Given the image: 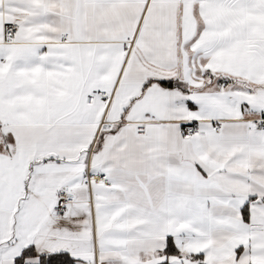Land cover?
<instances>
[{
	"label": "snow or ice",
	"instance_id": "6c2138e0",
	"mask_svg": "<svg viewBox=\"0 0 264 264\" xmlns=\"http://www.w3.org/2000/svg\"><path fill=\"white\" fill-rule=\"evenodd\" d=\"M0 264H264V0H0Z\"/></svg>",
	"mask_w": 264,
	"mask_h": 264
}]
</instances>
